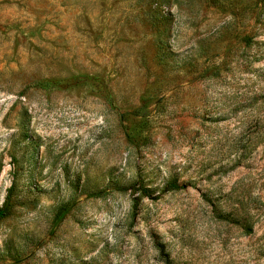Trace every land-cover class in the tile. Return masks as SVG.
I'll return each instance as SVG.
<instances>
[{
    "label": "rangeland",
    "instance_id": "1",
    "mask_svg": "<svg viewBox=\"0 0 264 264\" xmlns=\"http://www.w3.org/2000/svg\"><path fill=\"white\" fill-rule=\"evenodd\" d=\"M2 206L0 264H264V0H0Z\"/></svg>",
    "mask_w": 264,
    "mask_h": 264
},
{
    "label": "trees",
    "instance_id": "2",
    "mask_svg": "<svg viewBox=\"0 0 264 264\" xmlns=\"http://www.w3.org/2000/svg\"><path fill=\"white\" fill-rule=\"evenodd\" d=\"M183 185L179 184L177 182V179H172L170 181H168L163 189L164 192L173 190V189H179L182 188ZM118 189L120 190H130V192L132 194L134 193H138V196H149L150 195V191L147 187L143 186V184L139 181H135L132 184H129L127 186H121L118 187ZM99 192L96 193V195H98ZM134 208H136L137 206V200H134ZM5 207H0V217L5 215ZM68 211V207L66 204L61 205L54 217V221H53V228H55L59 222L63 219L64 215L66 214V212Z\"/></svg>",
    "mask_w": 264,
    "mask_h": 264
}]
</instances>
